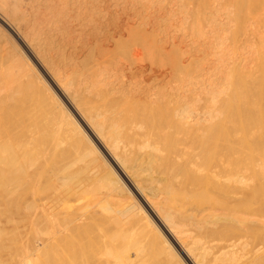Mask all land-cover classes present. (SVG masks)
<instances>
[{
  "label": "bare ground",
  "instance_id": "bare-ground-1",
  "mask_svg": "<svg viewBox=\"0 0 264 264\" xmlns=\"http://www.w3.org/2000/svg\"><path fill=\"white\" fill-rule=\"evenodd\" d=\"M22 1H12L9 10L0 9V20L25 48L16 43H10L15 51L0 48V121L4 124L0 127V197L5 205L16 198L21 201L17 204L30 209L26 217L33 232L26 256L18 264H50V257L60 252L63 264H71L72 258L86 259L99 249L97 264H142L148 242L161 255L160 264H264V0L179 2L182 12L191 17H184L191 33L187 44L176 37L177 41L169 36L159 39V31L146 28L148 0ZM120 2H129L131 13L117 17ZM22 21L31 24L27 34L18 25ZM39 24L47 31L40 32ZM39 33L61 34L59 45L77 39L87 54L77 55L73 45L68 61H64L67 56L61 60L68 74L59 71V65L44 71L45 59L34 46L39 45L34 44ZM72 33L74 37H69ZM0 34L5 35L1 28ZM51 39L46 40L51 44ZM111 46L114 50L120 46L127 60L136 49L147 60L162 58L166 66L156 69L149 61L151 85L129 94V89L115 87L109 80L114 59H103L106 68L93 67ZM144 66L138 63L136 69L142 71ZM49 120L56 121L48 124ZM50 124L54 129L48 134ZM58 127L63 137L75 132L77 136H69L75 137L73 146L84 157L94 155L111 175L110 190L98 197L96 209L77 194L88 180L69 169L72 153L66 151L67 160ZM65 143L69 150L67 142L61 144ZM52 178L57 188L51 199L54 207L59 208L65 194L72 195L68 212L58 209L57 215L56 207L34 195L41 193V187L48 188L43 186L50 179L51 184ZM120 190L130 198L115 204L109 194ZM142 219L145 223H140ZM139 233L147 237L146 244L132 240Z\"/></svg>",
  "mask_w": 264,
  "mask_h": 264
},
{
  "label": "rangeland",
  "instance_id": "rangeland-1",
  "mask_svg": "<svg viewBox=\"0 0 264 264\" xmlns=\"http://www.w3.org/2000/svg\"><path fill=\"white\" fill-rule=\"evenodd\" d=\"M12 1H14V0H12ZM11 0H0V9L1 10H6V8H7V10H9L12 6H8V5H12L13 4V2H12ZM157 1V2H156ZM159 1H161V2H159ZM171 3H170V2ZM173 1V2H172ZM24 4L25 3H29V0H24V1H22ZM152 2V3H151ZM151 2H150V0H148L147 1V5H145V9H144V15H145V18H144V20L146 21V23L147 22H149V23H151L152 24V26L148 23V25H147V29H149V31L150 30H152V31H155V33H157L158 31V37H159V39L161 38V39H166L168 36L171 38V39H173L174 41H177V40H184V41H186V42H184L185 44H187L188 43V41L190 42V37H191V33H190V29L189 28H187L188 27V22L189 21H187V20H190L191 19V17L188 19L186 16H188V14H186L185 12H182V8L183 7H181V4H182V2L183 3H185V0H151ZM179 2L181 3V4H179ZM122 2H120V6H118V15H117V17H119L120 15L121 16H123L124 14L123 13H125V14H128V13H131V8H132V6H130V3L129 2H127V3H125V4H121ZM157 3V4H156ZM4 4V5H3ZM150 4V5H149ZM179 4V5H178ZM169 5V6H168ZM8 6V7H7ZM177 6V7H176ZM180 6V7H179ZM10 7V8H9ZM147 7V8H146ZM152 7V8H151ZM168 7V8H167ZM170 7V8H169ZM166 8V9H165ZM175 8V9H174ZM111 9V8H110ZM153 9V10H152ZM181 9V10H180ZM165 10V11H164ZM167 10V11H166ZM176 10V11H175ZM178 10V11H177ZM210 11H212L213 10V12L215 11L213 8H210L209 9ZM160 11V12H159ZM173 11V12H172ZM146 12V13H145ZM154 12V13H153ZM169 12V13H168ZM151 13V14H150ZM156 13V14H155ZM163 13V14H162ZM167 13V14H166ZM171 13V15H169ZM172 13H173V15H172ZM210 13V12H209ZM212 13V12H211ZM210 13V16L213 14V15H217V14H214V13H212L211 14ZM123 14V15H122ZM162 14V15H161ZM166 14V15H165ZM179 16H178V15ZM186 14V15H185ZM183 15V16H182ZM148 16V17H147ZM158 16H159V18H158ZM174 16V17H173ZM146 17H147V19H146ZM153 17H155V18H153ZM168 17V18H167ZM178 17V18H177ZM187 19V20H185V18ZM189 17V16H188ZM173 18V19H172ZM175 18V19H174ZM180 18V19H179ZM163 21H162V20ZM177 19H178V21H180V22H178L177 21ZM182 19H184V20H182ZM159 20H161V22L159 21ZM166 22H165V21ZM169 20V21H168ZM183 22H182V21ZM41 21V20H40ZM40 21H39V23H40ZM153 21V22H152ZM156 21V22H155ZM171 21V22H170ZM176 21V22H175ZM37 22V21H36ZM156 24H155V23ZM178 22V23H177ZM169 23L172 25L173 23V25L171 26V25H169ZM176 23V24H175ZM25 24H27V22L26 21H22V22H19L18 23V25H20V27H21V30H23V32H27L28 33V31H29V29H31L30 27H31V24H27V25H25ZM160 24V25H159ZM165 24V25H164ZM178 24V25H177ZM182 24H183V26H182ZM30 25V26H29ZM41 24H39V28L40 29H38L40 32H42V31H44L45 30V27H42V26H40ZM158 25V26H157ZM168 25V26H167ZM162 28H160V27ZM167 26V27H166ZM177 26V27H176ZM29 27V28H28ZM186 27V28H185ZM0 28L2 29V31H4V33H5V35L3 34V35H1L0 34V48L1 49H7V47H10L11 48V44H12V46H15V45H17L18 46V48H22V49H24L25 50V48L22 46L23 45V43H21V41H19L18 40V38L9 30V28L5 25V23L4 22H2L1 20H0ZM41 28H43L42 30H41ZM151 28V29H150ZM178 28H180V29H178ZM171 29V30H170ZM183 29H184V31H183ZM185 29H186V31L187 32H185ZM27 30V31H26ZM38 30H36V33H37V31ZM174 30V31H173ZM182 30V31H181ZM47 30H45V32H46ZM62 31V30H61ZM60 31V32H61ZM173 31V32H172ZM59 32V33H60ZM169 34H168V33ZM183 32H185V33H183ZM26 33V34H27ZM63 33L65 34V32L63 31ZM163 33V34H162ZM171 33V34H170ZM40 34V36L42 35L43 37L41 38L38 34H35L37 37H36V39L37 40H35L34 38H35V35H34V38L32 37V39H34L35 41H37L36 43H34V44H39V45H34V46H36L35 47V50L38 52L39 51V54L38 55H40V58H41V56H42V58L44 57V59L46 60L47 58H45V57H48V60H43V62H42V68L44 69V71H46L47 69L49 70V71H51V70H53L54 68H55V65H56V68H57V66H58V70L60 71V69H61V72H67V74H68V71H67V68H66V65L63 63L64 61H68V56H67V53H69V51H71L72 50V46L73 45H75L76 47H73V49L74 48H76V50L77 51H75V49H74V51H75V53H77V55H81V53L82 52H86L84 55H86L87 54V50H86V47H81V45H82V43L81 44H79L80 42H78L77 43V39H75V41H76V43H75V41H74V43L73 42H69V44L67 43V42H65L66 44H67V46H66V44L65 43H63V44H65V45H63L62 43L59 45V41H60V38L62 37L61 36V34L59 35L58 33L57 34H55V36H51V35H49V36H46L45 35V33H39ZM58 37H57V36ZM70 36L69 37H71V35H72V37H74L73 36V33L72 34H69ZM163 35V36H162ZM172 35V36H171ZM175 35V36H174ZM184 35H186V36H184ZM190 35V36H189ZM44 36H46L47 38H45ZM66 36V35H65ZM188 36V37H187ZM8 37V38H7ZM51 37L53 38V39H55V40H53V39H51ZM166 37V38H165ZM175 37H176V39H175ZM185 37V38H184ZM187 37V38H186ZM41 38V39H40ZM46 40H52L51 42L53 43V45H52V43L50 44V42L48 43V41L46 40L45 42L44 41H42V40H44V39ZM57 39V40H56ZM59 39V40H58ZM66 39V38H65ZM74 39V38H73ZM189 39V40H188ZM33 40V41H34ZM39 40L40 41H42V42H39ZM12 41V42H11ZM34 41V42H35ZM57 42H58V46L56 45L57 44ZM61 42V41H60ZM11 43V44H10ZM16 43V44H15ZM18 43H19V45H18ZM71 43H73V44H71ZM15 44V45H14ZM47 44H49V45H47ZM42 45V46H41ZM45 45V46H44ZM51 45V46H50ZM62 45L64 46V47H62ZM83 46V45H82ZM43 47V48H42ZM56 47V48H55ZM60 47V48H59ZM78 47H80V48H78ZM112 47H113V50H112ZM114 47L115 46H111V50H109V47H108V49L106 50V52L104 51V53H103V55H102V57H101V55H100V59H99V56H98V60H97V63H100V64H97V63H94V65H93V67L95 66V69H97L98 67L100 68L101 67V69H103V68H106L105 66H104V64L102 63V61H103V59H109L108 61H111L112 59H114V60H112L111 61V63L112 64H114V62H115V64L113 65V68H112V74L113 75H109L110 77V81L112 82V84L115 86V87H118V88H122V87H124L126 90H128V92H129V94H131L132 92H134V94H135V92L138 90V88H140V86L142 85V86H144V88H145V86H147V85H151V84H149V82H150V80H149V78H148V70H150L149 69V64H150V62L149 61H153V64H152V66L154 67V68H156V69H161V68H164V66H166L165 65V61L163 62V64L161 63L162 62V58H159V59H157V60H159V62L158 63H160V65H158V64H156V62H157V60L156 61H154V60H147V58H149L148 56L146 57V55H144V57L142 56L143 54H144V52H142L143 54H138L139 52L138 51H136V49H133L132 50V52H130L132 55H134L135 53H137V54H135L133 57H132V55H131V58H128V60H127V58H122V56L121 55H123V54H121V52L123 53V50H118L119 48H120V46H116V50H114ZM119 47V48H118ZM48 48V49H47ZM54 48V49H53ZM65 48V49H64ZM85 48V50H83ZM12 50H14L15 51V49L14 48H11ZM41 49H43V51L41 50ZM46 49V50H45ZM51 49V50H50ZM55 49H57V50H55ZM62 49H64V50H62ZM27 50V49H26ZM49 50H50V52H49ZM59 50V51H58ZM79 50H82V51H79ZM135 50V53L133 52ZM17 51V50H16ZM19 51V50H18ZM62 51H63V53H62ZM109 51H111L112 53H113V55H112V53H111V55H110V52ZM169 52L171 51L170 49L168 50ZM79 52H81V53H79ZM46 53H48V54H46ZM118 53H119V55L121 56V60H119L120 59V57H119V55H118ZM62 54V55H61ZM65 54V55H64ZM106 54H107V56H108V54H109V56H110V58H108L107 56H106ZM115 54H116V56H118L119 57V59L118 58H116V56H115ZM47 55V56H46ZM106 57H105V56ZM51 56V57H50ZM60 56H61V58H60ZM67 56V58H65ZM103 56H104V58H103ZM112 56V57H111ZM115 56V57H114ZM140 56V58H138V57ZM144 58L143 60H142V57ZM136 57L139 59V61H138V59H136ZM145 57H146V59H145ZM51 58H52V60H51ZM58 58V59H57ZM65 58V60L64 61H61L62 59H64ZM71 58V57H70ZM106 59V60H107ZM111 59V60H110ZM124 59V60H123ZM126 59V60H125ZM129 59H131V60H129ZM140 59L143 61H140ZM151 59V58H150ZM69 60H71V59H69ZM132 60H133V62H134V64H133V62H132ZM135 60V61H134ZM137 60V61H136ZM160 60H161V62H160ZM163 60H165V58L163 57ZM56 63H55V62ZM107 61V62H108ZM130 61L132 62V64L130 63ZM149 63H148V62ZM32 62L36 65V67L38 68V69H40L41 71L43 70V69H41V67L37 64V62L35 61V59L32 57ZM46 62H48V64H45ZM49 62H50V64H49ZM122 63V65L120 64V63ZM135 62H138V63H144V65L146 66V68H145V66H144V70L142 69V71L140 70H138V69H136V67L137 68H139L138 67V63H135ZM145 62H146V64H145ZM102 63V64H101ZM105 63V62H104ZM118 63V64H117ZM126 63V64H125ZM155 63V64H154ZM52 64H54L52 67H50ZM62 66H61V65ZM93 64V63H92ZM96 64V65H95ZM117 64V65H116ZM50 65V66H49ZM65 65V69H63L62 67ZM98 65V66H97ZM124 65V66H123ZM129 65V66H128ZM154 65H156V66H154ZM45 68H44V67ZM47 66H49L48 68H47ZM104 66V67H103ZM117 66V67H116ZM54 67V68H53ZM120 69H119V68ZM56 68L54 69V70H56ZM148 68V69H147ZM46 69V70H45ZM127 69V70H126ZM147 69V70H146ZM57 70V71H58ZM63 70V71H62ZM124 70H125V72H124ZM136 70V71H135ZM44 71H42V73L44 72ZM48 71V72H49ZM123 71V72H122ZM144 71V72H143ZM65 72V73H66ZM118 72V73H117ZM143 72V73H142ZM146 72V73H145ZM121 74H123V75H121ZM142 74V75H141ZM145 74V75H144ZM43 75L46 77V80H49L48 81V83H50L51 84V86H52V88L54 89V87H56V89H54L56 92H57V94L60 96V98L62 97V95L60 94V91L58 90V88H57V85L55 86V84L53 83V81H51V78H47V75H45V72L43 73ZM144 75V76H143ZM115 77H116V79H115ZM125 77V78H124ZM134 80V81H133ZM148 80H149V82H148ZM51 81V82H50ZM143 82V84H142V82ZM120 82V83H119ZM133 82H134V84H133ZM53 83V84H52ZM141 83V84H140ZM119 84V85H118ZM126 84V85H125ZM135 84H136V86H135ZM37 85H38V87L41 85L40 83H37ZM141 86V87H142ZM21 92L23 93V92H25L26 90H25V87H24V85L23 84H21ZM137 87V88H136ZM132 89V90H131ZM133 94V93H132ZM30 93H29V96H28V98L30 99V103L32 104V107L33 106H35V104H34V100H33V98H32V96H31V98H30ZM28 98H26V101H27V99ZM63 98V99H62ZM61 99L64 101V103H66L67 105H69V103H67V101H66V99L64 98V97H62ZM25 99V98H24ZM24 99L22 98V101H24ZM29 99H28V102H29ZM24 102L25 103V106H26V109H28L29 108V106H27V104H30V103H28V102ZM33 102V103H32ZM23 109H24V107H23ZM22 109V110H23ZM32 109V108H31ZM30 108L28 109L29 111L31 110ZM25 110V109H24ZM28 110H26V111H28ZM35 111V110H34ZM47 113V112H46ZM48 114V113H47ZM74 114H75V112H74ZM11 114H10V112H9V114H8V116H10ZM49 116L51 115V117H52V114L49 112V114H48ZM77 116V115H76ZM50 117V118H51ZM53 118V117H52ZM51 118V119H52ZM78 118H79V116H78ZM53 120V119H52ZM52 120H49V122H48V124L52 121ZM54 121H56V120H54ZM54 121H52L53 123H55ZM0 122H2V123H0V127H3V121L1 120ZM51 122V123H52ZM50 127H47L48 129H50V130H47V132H48V134H50L51 132V129L53 128H51V126H53L52 124H50L49 125ZM57 125H55V127H56ZM57 128V127H56ZM54 129V128H53ZM58 129H59V131H60V128L58 127ZM1 130V129H0ZM56 130L57 129H55L54 131L56 132ZM53 131V132H54ZM58 131V132H59ZM50 132V133H49ZM62 133H64V132H62V131H60V135L57 133V135H59V140L61 139V140H63V141H61L60 142V147H63L64 146V149L63 148H61L63 151H64V154H65V156H67L68 155V153L70 152V153H72L73 154V152H74V158H72L73 156H72V154H71V156H70V159L72 158V160H70L69 159V156H67L68 158H67V160L69 159V161H68V163H70L71 164V166H70V164L67 166V167H69L70 166V170L71 171H74V172H77L78 173V175H82L83 177H85L87 180H88V185L86 184V188L84 187V190H83V188H81L80 190H78L77 191V194L79 195V196H83V198L86 200V203L87 204H89L90 206H91V204H94V206L96 205V203L99 201L98 200V197H102V195H105L109 190H110V183H108L109 182V180L111 179L110 177H111V175H110V173L108 172V175H107V171H106V169L105 168H103L104 166H102L101 165V162L99 161V160H97L95 157H93V156H91V154H87L85 157H86V159L85 160H81L82 158L84 159L85 157H84V155H82L83 153H82V151L80 152V150L77 148V146H73V145H76L77 143H74V139H75V137H74V139H71V138H69V136H72V135H74L75 134V132H74V134H73V132H72V134L70 135H68V134H65L64 136L65 137H63V134ZM54 135H55V133H53ZM66 135H67V137H66ZM76 136H77V134H75ZM74 135V136H75ZM65 138H67V139H65ZM77 138V137H76ZM58 139V138H57ZM72 140H73V142H72ZM63 142H67V146L69 147V150L67 149V147L65 146L66 145V143L65 144H61V143H63ZM71 144V146H70V144ZM63 145V146H62ZM73 146V147H72ZM65 147H66V149H65ZM72 147V148H71ZM74 147H76V148H74ZM76 149H78V151L76 152ZM73 150V152H71ZM75 150V151H74ZM66 151H68V153L66 152ZM58 152V151H57ZM70 153H69V155H70ZM54 154H56V153H54ZM83 156V157H81V156ZM90 155V156H89ZM79 157H81V159L79 158ZM79 158V159H78ZM90 158V159H89ZM95 158V159H94ZM75 159V160H74ZM87 159H88V161H87ZM79 160H81V161H79ZM91 160H92V163H90L91 162ZM93 162H94V164H93ZM96 162H98V164L96 163ZM97 164V165H96ZM96 165V166H95ZM92 166V167H91ZM90 168V169H89ZM96 168V169H95ZM98 168H99V170H98ZM55 169V168H54ZM68 169V168H67ZM68 169V170H69ZM73 169V170H72ZM95 171H94V170ZM56 170H58V169H56ZM97 171H98V173H97ZM94 172V173H93ZM101 174V175H100ZM103 174V175H102ZM106 175V176H105ZM110 175V176H109ZM100 176H101V178H100ZM102 176H103V178H102ZM88 177V178H87ZM92 178V179H91ZM100 178V179H99ZM105 178H107V179H105ZM95 179L98 181H96L95 182ZM105 180V182L108 184H106L105 182H104V180ZM93 180H94V182H93ZM101 180H103L102 182H101ZM2 181H3V179H0V192L2 191V188H3V185H2ZM49 181H51V179L50 180H48L47 181V184L45 183V186H43L44 188L45 187H48L49 185V187L48 188H45V190L44 189H42V187H41V190L43 191H41V193H39V191L37 192V193H39L40 195H43L44 193H45V191L47 190V189H50V192L51 193H49V190H47V192H46V194H44L45 196L46 195H50V194H52L53 196H46V200H45V197H44V195L43 196H40L39 194H34L35 196H37V197H41L42 199L44 198V201H46V203L48 204L47 206H49V204H50V207H52L53 209L56 207H54V205H56V204H54L53 205V203H54V201H53V203H52V201H51V199L52 198H54V194L57 192V188L55 189V187H53V186H56V183H55V180H53V178H52V182H51V184L49 183L48 184V182ZM125 181V180H124ZM92 183H93V185H92ZM101 183V184H100ZM105 183V188H104V186H103V184ZM126 183L128 184V186H129V188H130V190L132 191V193L134 194V196L136 197V199L138 200V202H140V204L143 206V207H145V204H144V202H143V199H141L140 198V196L139 195H137V193L135 192V190L134 189H132V187H131V185L129 184V182L126 180ZM97 184H98V188H96L97 187ZM110 184V185H109ZM46 185H48V186H46ZM53 185V186H52ZM100 185V186H99ZM102 187V188H101ZM108 187H109V190H108ZM51 188L54 190H51ZM104 189V190H103ZM90 190V191H89ZM108 190V191H107ZM52 191H53V193H52ZM80 191V192H79ZM121 191V192H120ZM120 191H118V192H112L113 193V195H111V194H109V196H110V198L111 199H113L114 200V203L116 204V203H119V201L120 200H122L121 201V203L123 202H128V200H126L125 198H130V196H128L129 194H127V193H125V191L124 190H120ZM124 191V192H123ZM85 192H87V193H85ZM48 193V194H47ZM81 195H80V194ZM85 193V194H84ZM104 193V194H103ZM119 193H121L119 196H117ZM90 194V195H89ZM115 194V195H114ZM122 194H124V195H122ZM125 194H127V195H125ZM39 195V196H38ZM113 196V197H112ZM114 196H116V197H114ZM127 196V197H126ZM51 197V198H50ZM71 197H72V195L70 194V192L69 193H67V195L65 194V199L63 198L62 199V201L60 202H58V203H60V204H58L57 206H59V208L58 209H61V213H65V212H68L70 209H71V205H72V199H71ZM117 197H120L119 199L117 198ZM40 198V199H41ZM67 198V199H66ZM115 198H116V201H115ZM20 199H24L23 197L22 198H20ZM40 199H39V202L37 201V203L38 204H41L42 202H44L43 200H42V202H40ZM49 199V200H48ZM108 200V199H107ZM117 200H119V201H117ZM126 200V201H125ZM131 199H129V201H130ZM52 203V205H51V203ZM64 201V202H63ZM92 201V202H91ZM17 202H19L20 204H21V201H19V199L17 200L16 198H15V200L13 201V203H9V204H3V202H2V199H1V197H0V246L2 245V246H4L5 245V247L4 248H2V249H0V264H18L19 262H20V260L24 257V256H26V250H27V244L30 242V240H31V236H32V231H31V224H30V220L26 217V215H27V213L29 212V210L30 209H27V208H25L24 206H22V205H19V204H17ZM57 203V202H56ZM70 203V204H69ZM113 203V202H112ZM64 204V205H63ZM67 204V205H66ZM42 205V204H41ZM44 205H46V204H44ZM93 206V207H94ZM65 207H67V208H65ZM63 208V209H62ZM97 208V205H96V207H94V208H92V209H96ZM57 209V207H56V211H55V213L57 212V213H59L58 210ZM146 209H147V206H146ZM80 210H82V211H86L85 209H80ZM149 210V209H148ZM65 211V212H64ZM56 213V214H57ZM142 214V213H141ZM140 214V215H141ZM150 214H151V212H150ZM153 214V213H152ZM58 215V214H57ZM60 215V214H59ZM144 215V214H143ZM142 216V215H141ZM139 217V216H138ZM141 218H145L146 219V217L144 216H142ZM141 218H140V221H141ZM144 219V220H145ZM143 220V219H142ZM144 220L142 221V222H140V223H145L146 221H147V219L145 220V222H144ZM147 223V222H146ZM158 224H159V222H158ZM41 233H43L44 234V232H42V230H41ZM40 233V234H41ZM146 233V232H145ZM144 234V233H143ZM136 236V237H135ZM134 237H133V239L132 240H136V238L138 239V242H142L143 244H146L147 242H146V240H147V237L145 238L143 235H142V233H139V235H135ZM145 239H144V238ZM129 238V237H128ZM141 240V241H140ZM156 241H157V239H156ZM155 240H154V242H156ZM151 243H153V242H148L147 243V249H146V253H147V255H146V257H144V259H143V263L142 264H156L157 262L159 263L160 262V260H161V255L160 254H158V253H156V251L155 250H153V247H151L150 245H151ZM13 244V245H12ZM150 244V245H149ZM8 245H11V246H9V247H7ZM149 245V246H148ZM148 247H150V248H148ZM148 250H150L149 252H148ZM100 252V249L99 250H97L96 252H93L94 254H90V256H88L86 259H78V260H73V258H72V260H70L72 263L71 264H97L98 263V260H99V258H100V256H99V253ZM150 254V255H149ZM149 256V257H148ZM158 256V257H157ZM150 258V259H149ZM147 259V260H146ZM150 261H149V260ZM151 260H154V261H151ZM150 262V263H149ZM63 263H65V259H64V256H63V253H59L57 256H55V257H50V264H63ZM157 263V264H158ZM160 264V263H159Z\"/></svg>",
  "mask_w": 264,
  "mask_h": 264
}]
</instances>
